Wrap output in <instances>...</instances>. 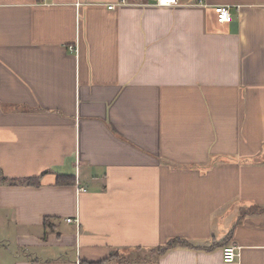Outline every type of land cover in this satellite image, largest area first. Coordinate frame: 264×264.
<instances>
[{
  "label": "crops",
  "instance_id": "1",
  "mask_svg": "<svg viewBox=\"0 0 264 264\" xmlns=\"http://www.w3.org/2000/svg\"><path fill=\"white\" fill-rule=\"evenodd\" d=\"M120 1L0 0V264H264V0Z\"/></svg>",
  "mask_w": 264,
  "mask_h": 264
},
{
  "label": "trees",
  "instance_id": "2",
  "mask_svg": "<svg viewBox=\"0 0 264 264\" xmlns=\"http://www.w3.org/2000/svg\"><path fill=\"white\" fill-rule=\"evenodd\" d=\"M58 184L59 185H62L64 183H67L66 181L67 178L65 177H58ZM35 180V181H34ZM37 179H31V180H26L24 182L20 181V180H10L8 181L9 184L11 185H28V186H38L40 185L39 181L37 182L36 181ZM6 181V178L2 175L1 171H0V184L2 182ZM261 211L264 212V208H261L260 209ZM45 228H49V227H52L51 225V219L49 218H46L45 219ZM179 248H188V249H196L198 247H196V245H194L192 242L186 240V239H183V238H175V239H172L170 240L169 242H167L165 245L163 246H160L158 247L157 249H154L151 251V256H145L144 254L143 255H139L136 251H139L140 253H144L142 251V249H135L134 253L132 254V256L130 257H120L119 255H111V257L108 259V260H105V261H102V262H98V263H90V264H105L107 263L108 261L110 260H115V259H118V260H121L123 263L125 264H133L135 262H144L150 258L152 259H159V258H162L168 251H171V250H174V249H179Z\"/></svg>",
  "mask_w": 264,
  "mask_h": 264
},
{
  "label": "built area",
  "instance_id": "3",
  "mask_svg": "<svg viewBox=\"0 0 264 264\" xmlns=\"http://www.w3.org/2000/svg\"><path fill=\"white\" fill-rule=\"evenodd\" d=\"M126 3L125 0H121L118 4H111L109 5V9L113 10L117 7V5H121ZM156 3L159 6H173L177 5L179 3V0H156ZM199 4L204 5L203 0H198ZM215 13L217 15V20L219 23H230L233 20L232 13H231V7L228 5H218L215 7ZM83 190V189H81ZM68 223L74 222L79 225V220H73V219H67ZM239 250L240 248L235 246V245H228L223 248L222 251V256H223V261L225 263H234L237 258L239 257Z\"/></svg>",
  "mask_w": 264,
  "mask_h": 264
},
{
  "label": "rangeland",
  "instance_id": "4",
  "mask_svg": "<svg viewBox=\"0 0 264 264\" xmlns=\"http://www.w3.org/2000/svg\"><path fill=\"white\" fill-rule=\"evenodd\" d=\"M139 255H143V253H140L139 251H136Z\"/></svg>",
  "mask_w": 264,
  "mask_h": 264
}]
</instances>
